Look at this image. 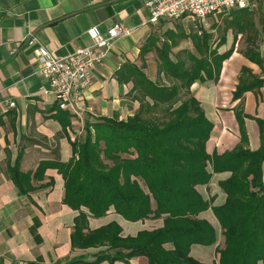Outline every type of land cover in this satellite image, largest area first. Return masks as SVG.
<instances>
[{
  "label": "trees",
  "instance_id": "16d2710c",
  "mask_svg": "<svg viewBox=\"0 0 264 264\" xmlns=\"http://www.w3.org/2000/svg\"><path fill=\"white\" fill-rule=\"evenodd\" d=\"M225 13L229 16L223 21L218 42L213 41L215 27L203 29L202 34L170 29L163 39L150 37L141 52L156 48L158 79L132 65V92L140 102L133 116L126 120L103 117L87 123L85 136L72 141L73 156L69 161L43 160L35 171L23 172L19 153L16 164L10 167L14 183L24 193L34 188L32 179L43 177L48 168L62 174L63 202L79 210L71 234L73 247H106L95 253L88 264L104 260L128 262L136 256L147 257L148 264H207L191 254V246L211 245L216 240L214 227L200 218L209 208L219 219L225 236L219 260L212 264L264 262V128L261 126V147L251 150L245 128L248 115L239 105L235 114L240 142L222 154L208 153L207 142L214 124L191 90L197 81L219 80L223 62L234 52V44L220 51L231 28L236 35H246L243 53L264 72L253 10L234 8ZM186 37L192 39L194 51L182 48L173 52L179 39ZM263 84V78L243 66L233 99ZM58 109L67 113L59 106ZM223 171L231 172L229 178L220 181L227 198L224 204L214 206L213 199H205L198 186L209 184L213 172ZM111 208L126 220L161 219L162 225L127 236L115 220L95 229L89 227L90 216L101 218ZM168 243L173 247L168 248ZM77 261L83 259L73 262Z\"/></svg>",
  "mask_w": 264,
  "mask_h": 264
},
{
  "label": "crops",
  "instance_id": "0c3cea01",
  "mask_svg": "<svg viewBox=\"0 0 264 264\" xmlns=\"http://www.w3.org/2000/svg\"><path fill=\"white\" fill-rule=\"evenodd\" d=\"M148 1L0 0V264H88L95 253L106 248L73 247L71 234L79 210L63 202L64 178L56 168H48L43 177L33 178L34 188L27 193L16 186L9 169L16 164L19 153L23 172L35 171L43 160L69 161L73 156L72 141L85 136L87 123L103 117L126 120L137 112L140 102L132 92V65L145 70L152 79H158L156 48L152 46L145 54L141 50L153 35L163 39L161 26L166 22H148ZM261 1H255L250 10H260ZM254 17L261 36L258 25L264 26V13ZM116 23L132 29L131 33L116 38L105 59L95 65L91 84L77 105L63 109L66 114L59 112L54 94L41 91L48 83L39 70L40 49L44 47L55 56L66 57L77 47L93 42L91 29L107 34ZM230 30L234 33V52L223 62L219 80L197 81L191 87L214 124L207 142L210 154H222L240 142V125L235 114V107L239 105L248 115L245 118L248 147L257 150L262 145L264 84L246 91L236 100L233 94L243 66L263 79L264 72L259 64L244 55L246 39L245 48L238 47L246 35H236L235 29ZM30 39L34 42L29 43ZM256 43L264 57V41L258 37ZM11 101L15 102L14 106L10 105ZM230 176V171L213 172L209 184L199 185L198 189L205 199H213L212 205L220 206L227 198L220 181ZM200 218L214 227L216 240L211 245L192 244L191 254L212 264L219 260L225 236L212 208L203 211ZM113 220L123 227L124 236L162 225L161 219L129 221L111 208L101 218L90 216L89 227L95 229ZM166 246L173 247L171 243ZM80 258L83 261L73 262ZM98 264H148V259L136 256L128 262L104 260ZM258 264L264 262L260 260Z\"/></svg>",
  "mask_w": 264,
  "mask_h": 264
},
{
  "label": "built area",
  "instance_id": "2783aa9c",
  "mask_svg": "<svg viewBox=\"0 0 264 264\" xmlns=\"http://www.w3.org/2000/svg\"><path fill=\"white\" fill-rule=\"evenodd\" d=\"M255 1L258 0H149L148 22L156 24L161 20L188 16L196 22L198 34H202L211 16L234 8L251 9ZM131 31L132 29L117 23L108 29L107 34L93 28L90 31L93 42L77 47L66 57L55 56L49 49L42 47L39 70L48 86H43L41 91L54 94L61 109L75 107L91 84L95 65L105 59L116 38L130 34ZM33 42L30 39L29 43ZM10 105L14 106L15 102L11 101Z\"/></svg>",
  "mask_w": 264,
  "mask_h": 264
},
{
  "label": "rangeland",
  "instance_id": "374dc122",
  "mask_svg": "<svg viewBox=\"0 0 264 264\" xmlns=\"http://www.w3.org/2000/svg\"><path fill=\"white\" fill-rule=\"evenodd\" d=\"M258 7H260V10H258V8H255L254 14L256 15V18L258 17V15L261 13H264V2L261 1L258 4ZM226 16H229V13H222L220 15L216 16H211L208 20L207 26L204 28L206 30H210L212 29V27H215L213 30L214 36H213V41L214 42H218L220 39V36L223 33L222 27L224 25V19ZM215 25V26H213ZM259 29H262V35L259 36L260 40L264 41V26H261V24L258 25ZM175 30L177 31V33H181V32H186V33H194L197 31L196 28V22L192 20V18L190 17H179L176 19H172V20H166V22H164V24L161 26V31H162V35H164L163 33L167 30ZM234 33L230 30L228 35H229V41L226 45L221 47V50H224L226 48H228L229 46L232 45L233 39L234 37H232ZM238 37V36H237ZM238 38H236V40H238ZM246 36H242V38L240 39V44L238 43V47L239 49H244L246 46ZM179 45L177 47H175L173 49V52H177L179 49L182 48H188L194 51V44L191 38L186 37V38H180L179 39Z\"/></svg>",
  "mask_w": 264,
  "mask_h": 264
}]
</instances>
